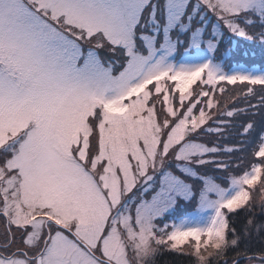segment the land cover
Listing matches in <instances>:
<instances>
[{"label":"snow or ice","instance_id":"1","mask_svg":"<svg viewBox=\"0 0 264 264\" xmlns=\"http://www.w3.org/2000/svg\"><path fill=\"white\" fill-rule=\"evenodd\" d=\"M240 40L264 55V0H0V264H264Z\"/></svg>","mask_w":264,"mask_h":264},{"label":"rangeland","instance_id":"2","mask_svg":"<svg viewBox=\"0 0 264 264\" xmlns=\"http://www.w3.org/2000/svg\"><path fill=\"white\" fill-rule=\"evenodd\" d=\"M236 39V38H233ZM240 44V48L237 50V53L234 55L233 60H239L244 62L245 64L248 65H252L253 62L258 61L259 59H261L262 56L261 55V49H260V45L257 44H251L248 42H245L243 40L239 41ZM245 49H250L251 53L248 56H242L240 53L242 51H244ZM227 91L224 93L225 97H229L234 95L236 92L238 91H243V86L242 85H225ZM255 91L257 93H260L261 91V86L257 85L255 86ZM242 104H237V107H242ZM257 120H259V118L257 117ZM226 143L229 141H225ZM252 147L253 145H249L247 151H245L244 153H235L234 156H244L245 157V164L251 162L253 160V157L251 156V151H252ZM254 198L256 199V202L258 203V194L256 192L253 193ZM257 211H259V208L257 207L256 209ZM165 251H162V253ZM158 257V256H157Z\"/></svg>","mask_w":264,"mask_h":264},{"label":"trees","instance_id":"3","mask_svg":"<svg viewBox=\"0 0 264 264\" xmlns=\"http://www.w3.org/2000/svg\"><path fill=\"white\" fill-rule=\"evenodd\" d=\"M245 213L241 212L238 216L233 217L237 221V226L243 222ZM156 264H188L185 257L176 255L173 252L165 251L156 258Z\"/></svg>","mask_w":264,"mask_h":264}]
</instances>
